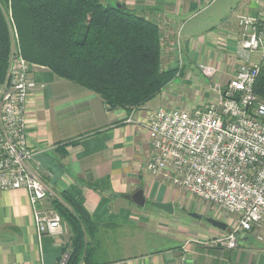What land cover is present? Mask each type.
Here are the masks:
<instances>
[{
	"label": "crops",
	"instance_id": "1",
	"mask_svg": "<svg viewBox=\"0 0 264 264\" xmlns=\"http://www.w3.org/2000/svg\"><path fill=\"white\" fill-rule=\"evenodd\" d=\"M126 1L129 8L159 23L162 67L180 69L186 81H198L199 75L184 69L234 75L248 60L239 17L264 11V0ZM213 8L220 12L215 14ZM225 10L240 12L226 21ZM31 75L37 86L26 117L33 167L57 194L68 191L84 198L98 225L93 239L86 236L95 245V264H264V223L262 239L250 233L236 249L215 245L212 242L227 230L209 223L206 218L213 216L204 214L193 196L146 169L151 143L143 121L149 110L180 104L172 96L173 81L134 111L109 110L98 94L46 67L33 64ZM139 189L146 198L143 206L133 197ZM153 202H171L174 212ZM38 207L52 208L51 199ZM194 207L201 219L188 217ZM68 243L63 221L62 233L38 232L26 189L0 191V264H64Z\"/></svg>",
	"mask_w": 264,
	"mask_h": 264
},
{
	"label": "built area",
	"instance_id": "2",
	"mask_svg": "<svg viewBox=\"0 0 264 264\" xmlns=\"http://www.w3.org/2000/svg\"><path fill=\"white\" fill-rule=\"evenodd\" d=\"M239 24L248 60L225 87L216 89L219 98L193 111L149 110L143 121L151 143L146 169L228 216L227 233L212 242L228 249L238 248L244 234L262 239L264 220V100L254 90L264 68V11L241 15ZM32 65L22 56L15 34L7 77L0 87V191L26 189L38 232L59 234L60 215L53 208L38 207L57 193L33 167L35 152L26 117L37 86Z\"/></svg>",
	"mask_w": 264,
	"mask_h": 264
},
{
	"label": "trees",
	"instance_id": "3",
	"mask_svg": "<svg viewBox=\"0 0 264 264\" xmlns=\"http://www.w3.org/2000/svg\"><path fill=\"white\" fill-rule=\"evenodd\" d=\"M103 0H0V87L15 34L22 56L98 94L109 110H135L153 100L182 71L162 67L159 23L126 4ZM264 100V68L254 85ZM69 231L64 264H95L98 225L82 196L51 198Z\"/></svg>",
	"mask_w": 264,
	"mask_h": 264
},
{
	"label": "rangeland",
	"instance_id": "4",
	"mask_svg": "<svg viewBox=\"0 0 264 264\" xmlns=\"http://www.w3.org/2000/svg\"><path fill=\"white\" fill-rule=\"evenodd\" d=\"M141 1L142 3H147L148 0H141ZM125 2L127 1L126 0H103L104 5L106 6L107 5H117V3L126 4ZM212 12L216 14L220 12V10L213 8ZM239 12L240 11L225 10V11H222V14H226L225 20L227 21V20L236 18V15ZM188 71L189 72L194 71L195 73H197V75H199L198 81H195L194 79L186 81L185 80L186 77L179 76V75L174 78L172 83L175 88L173 89L172 96L176 97V100L180 102V104L175 105V108H183L184 106H187V105H193V106L200 107L202 106V104H206V102H209L210 100L216 101V99L219 98L218 97L219 95L217 94L216 89L220 87L223 88L224 85L226 86V82H227L226 80L232 75L231 71H229V73L228 72L224 73L222 72V70L220 71L216 70L217 71L216 73L214 72L212 73L211 71L207 73L206 69H184L185 73H187ZM223 79H224V82L222 83ZM188 199L189 198H187V200ZM148 205H150V202H148ZM199 205H201L202 211L207 216H209L208 214H210L213 216L212 218L228 223V220L230 218L226 216L225 214H222L221 212L217 211L212 205H209L207 203H202L200 201H199ZM196 211H197L196 207H194L192 211H187L188 217L190 219L193 218L191 214L195 213ZM231 218L236 219L237 214H233ZM263 223H264V220H263ZM250 241L256 242V239L251 236ZM258 243L260 244L261 242H258Z\"/></svg>",
	"mask_w": 264,
	"mask_h": 264
},
{
	"label": "water",
	"instance_id": "5",
	"mask_svg": "<svg viewBox=\"0 0 264 264\" xmlns=\"http://www.w3.org/2000/svg\"><path fill=\"white\" fill-rule=\"evenodd\" d=\"M117 7H121V4L120 3H117L116 5ZM134 201L136 204L140 205V206H143L144 203H145V195H144V190L143 189H139L138 191H136V193L134 194ZM153 206L159 208V209H162L166 212H169V213H173L174 212V205L173 203L171 202H153L152 203ZM192 217L194 218H197V219H201L203 217L202 214H199V213H193L191 214ZM206 220L211 223L214 227H217L221 230H227L228 229V223L224 222V221H221V220H218V219H215V218H212V217H207ZM245 238V237H243Z\"/></svg>",
	"mask_w": 264,
	"mask_h": 264
}]
</instances>
